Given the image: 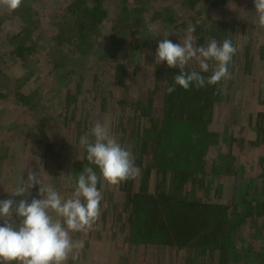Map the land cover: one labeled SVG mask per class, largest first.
Wrapping results in <instances>:
<instances>
[{
    "label": "trees",
    "instance_id": "1",
    "mask_svg": "<svg viewBox=\"0 0 264 264\" xmlns=\"http://www.w3.org/2000/svg\"><path fill=\"white\" fill-rule=\"evenodd\" d=\"M256 19L254 0L0 7V200L42 199L39 184L11 194L29 172L63 198L85 166L99 177L79 141L107 123L138 174L118 186L101 179L100 217L71 234L81 247L67 264H131L139 249L160 254L159 264L166 255L169 264H264V28ZM189 25L197 47L232 41L230 78L168 94L165 81L179 69L155 64L156 49L165 37L181 43Z\"/></svg>",
    "mask_w": 264,
    "mask_h": 264
},
{
    "label": "clouds",
    "instance_id": "2",
    "mask_svg": "<svg viewBox=\"0 0 264 264\" xmlns=\"http://www.w3.org/2000/svg\"><path fill=\"white\" fill-rule=\"evenodd\" d=\"M24 0H0V7L16 11ZM257 19L256 26L264 28V0H254ZM149 31H156L150 26ZM194 26L189 25L186 37L181 43L161 40L155 53V64L166 62L170 68H178L179 74L168 85L166 92L173 93L179 85L185 90L195 86L197 89L206 85H217L223 79L230 78L229 64L237 52L230 39L222 44L210 41L207 46H195V37L191 35ZM196 61L200 71H188L191 61ZM215 62V66L210 65ZM212 70L205 78L201 72ZM89 135L80 137V145L86 147L87 161L99 168L100 176L90 166H85L75 180V190L70 198H63L60 193L43 182L42 176L29 172L27 180L20 177L14 196H23L29 189L40 185L39 195L33 198L15 201L0 200V264H67L68 260L77 259L76 252L81 247L71 234L87 233L92 230L101 214L102 193L98 188L101 179L109 185L118 186L134 178L138 168L134 164L133 154L124 148L110 134L107 123L97 122ZM13 213L19 223L13 219Z\"/></svg>",
    "mask_w": 264,
    "mask_h": 264
},
{
    "label": "rangeland",
    "instance_id": "3",
    "mask_svg": "<svg viewBox=\"0 0 264 264\" xmlns=\"http://www.w3.org/2000/svg\"><path fill=\"white\" fill-rule=\"evenodd\" d=\"M7 35H5V37H6ZM242 59V58H241ZM261 64H262V69H261V71H260V73L261 74H264V59H263V61H261L260 62ZM259 64V63H258ZM15 73H17V74H20L21 73V71H19L18 69H16V72ZM264 76V75H263ZM140 99H142V100H145V98L147 97L146 95H139L138 96ZM261 107H262V105H260ZM14 107H15V105H14ZM36 115L37 116H39L40 114L39 113H37L36 112ZM236 122H237V120H236ZM237 126V124L234 126V127H236ZM244 128H245V126H241V132L242 133H244L245 131H244ZM2 137H4L3 135H2ZM6 139H7V141H9V139L6 137ZM62 148L64 149V150H67V149H65L63 146H62ZM56 149H58V150H61V148H60V144L58 143L57 144V148ZM71 166V165H70ZM65 168H69V164L67 165H65ZM65 181V180H64ZM63 181V182H64ZM63 187V191H66V192H68V193H66V198L65 199H67V197L68 198H70L71 196H72V194H73V192H74V190H75V188H71L72 187V184L69 182V181H66V183H65V185H63L62 186ZM114 197V196H113ZM109 198H110V196H109ZM110 205V204H109ZM100 222H102V220L100 221ZM134 251V250H133ZM136 252V253H135ZM141 254V255H140ZM160 254H156V253H153V252H151V253H149V254H145V256H143V254H142V251H141V249H139V250H136V251H134V252H130V258H131V264H159L158 262H154L152 259H154L153 257L154 256H159ZM171 257L169 256V255H166L165 256V258L163 259V264H169L171 261ZM170 261V262H169ZM173 264H182L180 261H178V262H176V261H174L173 260Z\"/></svg>",
    "mask_w": 264,
    "mask_h": 264
}]
</instances>
